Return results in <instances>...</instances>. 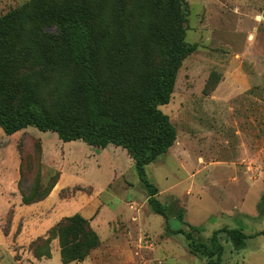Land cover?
Instances as JSON below:
<instances>
[{
  "label": "rangeland",
  "instance_id": "1",
  "mask_svg": "<svg viewBox=\"0 0 264 264\" xmlns=\"http://www.w3.org/2000/svg\"><path fill=\"white\" fill-rule=\"evenodd\" d=\"M185 1L186 41L197 49L184 60L171 100L161 107L176 127L177 141L146 167L167 208L169 228L148 204V189L133 160L91 157L87 143L79 149L83 142H63L58 134L33 126L11 136L0 128V173H19L15 143L7 149L10 139L38 138L49 153L65 152L75 160L60 165L65 173H82L99 186L79 197L93 201L86 216L105 204L98 229L105 243L101 252L94 250L86 258L88 264H206L209 258L191 253L180 230L203 241L222 228H240L249 236L264 230V0ZM27 2L0 0V17ZM23 155L25 173H40L45 185L59 173L48 170L35 146H25ZM77 190L62 196L69 199ZM130 202L140 214L136 222ZM108 210L122 211L128 220L115 222L116 212ZM181 210L183 221L177 217ZM106 219L114 220L113 228ZM122 223L128 225L129 242L122 238ZM14 224L6 217L0 220V264H35L29 251L32 237L24 223ZM8 229L11 233L3 236ZM222 243L221 264H264V235L248 239L242 249L226 237Z\"/></svg>",
  "mask_w": 264,
  "mask_h": 264
},
{
  "label": "trees",
  "instance_id": "2",
  "mask_svg": "<svg viewBox=\"0 0 264 264\" xmlns=\"http://www.w3.org/2000/svg\"><path fill=\"white\" fill-rule=\"evenodd\" d=\"M187 12L185 0H29L0 17V128L11 136L33 126L63 142L124 149L148 189L149 205L169 228L167 208L146 167L177 141L176 127L161 107L171 100L184 60L197 49L186 41ZM28 145L43 158L40 139L19 141L24 205L46 199L60 176L55 173L45 185L40 173H25ZM177 217L183 221L182 210ZM179 232L186 234L191 253L209 258L206 264H221L224 237L242 249L248 239L264 235L222 228L203 241L192 231ZM54 239L65 264L83 262L101 245L80 214L32 241L30 252L39 260L51 257Z\"/></svg>",
  "mask_w": 264,
  "mask_h": 264
},
{
  "label": "crops",
  "instance_id": "3",
  "mask_svg": "<svg viewBox=\"0 0 264 264\" xmlns=\"http://www.w3.org/2000/svg\"><path fill=\"white\" fill-rule=\"evenodd\" d=\"M12 140L13 139H10V143H8L7 149L12 145V143H15L16 150L19 155V169H18L19 173H14V174L13 173H0L1 174L0 220L6 217L8 222H10V224L15 223L17 225H20L24 223L25 225L24 229L26 230V234H28L29 237H32L30 241L31 243L32 241L36 240L38 237H46L48 235L49 229L52 228L54 225H56L63 218L70 217L75 214H80L90 221L92 228L99 235L100 240H101V245L94 252L96 253L101 252L105 241L102 239L100 230L98 231V229L99 227H101V224H102V221H100V214H101L102 206L105 207V204H102V206L100 208H97L94 212H88L86 216V214H84V211L87 208H89V206L92 204L93 201L92 199H85V198L79 200V197L81 195H83L84 193H88V194L93 193L94 191H96V189L99 188V186L94 181L83 178L82 173H74L73 170H70L68 173H65L62 168L63 166H60V165L63 164L64 162H67L66 163L67 165L76 164L75 160L73 161L72 159L73 162H71V159L65 154V152H62L61 154L60 152L57 153L54 150L52 151V153H49L48 145H45L44 141L41 140L42 147H43V160L45 159L44 164H46V166L48 167V170L56 169L59 171V174H60L59 180L46 199L38 203L32 204V205H24L22 202L21 189L19 186L20 179H21V173H20L21 159H20V154L18 151L19 142H16V141L14 142L15 139L13 141ZM80 141L81 140H79L78 142ZM73 142L75 141H72V143ZM84 143L85 142L79 143L80 145H78V147L76 148H79V149L86 148ZM90 147L92 148L90 149L91 157H98V158H105V157L115 158L116 157L117 158L119 156H123L126 160H129L130 162H132V159L129 157L126 151H124V149L120 147L110 145L107 148L100 149V150L92 146ZM70 153L72 152L70 151ZM114 172L116 174L117 170H114ZM108 185H111V183H108ZM74 189H78L75 195H73L69 199L63 198L62 193L64 191H68V190L74 191ZM131 204L132 202L129 203V209L131 211H136V210H133L135 209V207H132ZM108 211L110 213L116 212L117 220H115V222L121 223V221L125 222L128 220V219L125 220L124 218H122L123 214H120L122 211H113V212L110 210ZM137 214H138L137 217L134 215L132 217V219H134L135 222L140 218L139 212L136 211V215ZM105 222L111 228H113V224L115 223L114 220H107V219L105 220ZM121 231L123 235L122 238H124V240L129 242L130 239H129L128 225L124 223ZM10 233H11V230L9 229H8V233L3 231V236H8ZM114 236L116 238L119 237L118 235H114ZM31 258L33 262H35V264H65L62 261L58 239H54L52 241L51 257L49 258L44 257L39 260V259H36L31 253ZM82 264H88L87 259Z\"/></svg>",
  "mask_w": 264,
  "mask_h": 264
}]
</instances>
